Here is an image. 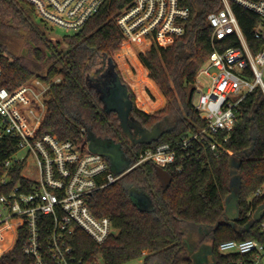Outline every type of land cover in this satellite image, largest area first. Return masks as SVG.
Returning <instances> with one entry per match:
<instances>
[{
    "label": "trees",
    "instance_id": "trees-1",
    "mask_svg": "<svg viewBox=\"0 0 264 264\" xmlns=\"http://www.w3.org/2000/svg\"><path fill=\"white\" fill-rule=\"evenodd\" d=\"M130 1L106 0L80 30L54 41L50 36L53 29L37 20L32 3L0 0V29L17 35L25 31L33 44L28 55L16 56L0 34V87L15 90L33 78L49 84L47 111L38 134L52 133L89 146L117 144L127 163L115 173H123L141 152L165 142L178 146L184 137L206 126L194 103L195 83L214 49L208 14L222 6L221 0H183L191 9L185 32L168 46L154 43L140 53V61L168 102L155 114H148L136 106L131 94L132 115L148 130L161 127L158 134L134 145L118 113L103 109L98 92L88 82L102 57L120 49L123 33L116 17ZM233 8L256 51L261 44L253 36L258 16L236 3ZM238 44V38L230 36L216 41L215 46L224 50ZM135 45L138 49L147 47ZM127 46L125 43L124 48ZM56 76L61 81H54ZM167 122L172 123L169 128L165 127ZM82 125L87 127L84 134ZM202 138L193 142L190 157L182 158L185 154L179 149L176 161L164 167L171 176L168 184L158 174L159 165L148 161L94 192L89 201L93 213L109 216L118 231L99 244L78 230L72 241L74 254L84 260L101 258L103 264H129L138 259L143 264H195L185 245L187 235L194 233L201 240L210 239L214 264L249 262L251 255L224 253L219 247L233 239L264 244V214L259 221L254 218L258 207L264 205L263 89L256 86L240 103L236 125L229 134L222 131ZM213 141L217 142L216 150L210 147ZM15 149L14 138L0 139V195L9 190L1 177L4 162ZM103 154L112 169V156ZM21 170L22 165L14 169L11 185ZM132 191L147 194L152 207L140 209ZM23 244L20 235L15 247L0 257V264L24 263Z\"/></svg>",
    "mask_w": 264,
    "mask_h": 264
},
{
    "label": "built area",
    "instance_id": "built-area-1",
    "mask_svg": "<svg viewBox=\"0 0 264 264\" xmlns=\"http://www.w3.org/2000/svg\"><path fill=\"white\" fill-rule=\"evenodd\" d=\"M28 1L44 25L78 31L106 0ZM221 2L219 9L208 14L214 49L199 69L195 83L194 103L206 126L184 137L178 146L165 142L141 152L123 173H115L104 154L88 150V143L61 139L52 133L38 134L47 108L49 84L33 78L15 90L0 87V139L16 140V149L5 160L1 177L9 190L0 195V241L4 233L10 235L11 250L23 235L26 261L20 264H103L98 257L78 258L72 245L78 230L99 244L118 231L109 216L93 213L89 205L92 194L148 161L162 167L174 163L179 149L185 154L182 158L190 157L193 142L204 139L201 135L213 137L222 131L229 134L236 125L240 103L256 86L264 91V0ZM234 3L258 16L253 36L261 44L256 51L245 36ZM190 16L191 9L183 0H131L116 21L124 41L150 48L154 43H173L185 32ZM230 36L238 38L239 44L224 50L215 46L216 41ZM81 131L84 134L87 128L82 125ZM210 147L216 150L217 142H211ZM21 151L25 155L19 157ZM32 160L35 167L28 173ZM19 165L22 170L11 185ZM261 229L264 231V222ZM219 249L252 256L249 262L238 264H264V244L257 240H227ZM138 262L143 264L142 259L129 264Z\"/></svg>",
    "mask_w": 264,
    "mask_h": 264
},
{
    "label": "rangeland",
    "instance_id": "rangeland-1",
    "mask_svg": "<svg viewBox=\"0 0 264 264\" xmlns=\"http://www.w3.org/2000/svg\"><path fill=\"white\" fill-rule=\"evenodd\" d=\"M74 32L75 31L73 30H66L60 27H55L53 29V32L50 33V36L51 38L55 37V39L53 40L56 41L61 40L64 35L72 34ZM0 34L2 35L3 40L7 43L13 55L26 56L29 54L30 46L33 44L30 42V40H28L27 33L25 31H21V34L17 35L0 29ZM125 43L128 44V42L123 40L120 45V49L115 51L112 56L106 57L112 58L113 63L116 65V69H118L121 73V76L123 78L122 80L129 87L131 94L134 95L136 106L148 114H155L167 104L168 99L164 95L156 81L150 77L149 70L142 64L139 58L140 53L146 52L151 47L138 49L135 44H128V46L124 48ZM170 44H166V46ZM144 46L145 45H143V47ZM54 81H61V77L56 76L54 78ZM46 97L48 100L50 97L49 92ZM140 99L142 103H140ZM195 101H198V96H196ZM46 111L47 108L45 110V113ZM44 116L45 114L42 115L43 119ZM171 125L172 123L167 122L165 127L169 128ZM160 129L161 127H157L154 130L153 134H147L146 137L150 139L151 137L158 134ZM99 144L96 145L95 143H92V146H89L88 150L93 151L96 150V148L99 149ZM104 145L114 151V155L112 157V170L119 171L127 163L125 157L121 153L119 146L112 143ZM103 149L105 148H102V150ZM23 155H25V151H21L18 153L19 157ZM34 167L35 163L32 160L27 172L29 173L30 170H32V168ZM230 197L233 199L235 198L234 194H232ZM228 204L231 205V202L228 201ZM3 237L4 240L0 241V251H4L0 253V256L6 253L10 247V235H6L4 233ZM185 245L188 248L189 254L195 264H214L211 241L209 238L201 240L199 234L190 233L185 238ZM140 263L141 262H138V264Z\"/></svg>",
    "mask_w": 264,
    "mask_h": 264
},
{
    "label": "flooded vegetation",
    "instance_id": "flooded-vegetation-1",
    "mask_svg": "<svg viewBox=\"0 0 264 264\" xmlns=\"http://www.w3.org/2000/svg\"><path fill=\"white\" fill-rule=\"evenodd\" d=\"M89 84L98 92L107 112H116L121 118V124L128 132L132 144L142 142L147 134H153L154 129L148 130L132 115L131 92L127 84L120 78L116 65L104 56L88 76ZM108 107H107V106ZM113 157L114 151L105 145H100Z\"/></svg>",
    "mask_w": 264,
    "mask_h": 264
},
{
    "label": "water",
    "instance_id": "water-1",
    "mask_svg": "<svg viewBox=\"0 0 264 264\" xmlns=\"http://www.w3.org/2000/svg\"><path fill=\"white\" fill-rule=\"evenodd\" d=\"M109 61L113 64V60L112 58H109ZM107 106V105H106ZM108 107V106H107ZM85 126V125H84ZM86 127V126H85ZM87 128V127H86ZM155 130V129H154ZM103 147H100L99 146V149L98 150H95L97 152H100V153H107L108 155H110L106 149H103ZM111 156V155H110ZM158 174L162 180V182L164 184H168L170 181H171V176L170 174L165 170L164 167L162 166H159L158 167ZM131 196L133 197L135 203L137 204V206L142 209V210H147L149 209L150 207H152L153 205V202H152V199L145 193L143 192H137V191H132L131 192ZM236 211V209L234 210ZM263 214H264V205H260L258 207V209L256 210L255 214H254V218L256 220H261L262 217H263Z\"/></svg>",
    "mask_w": 264,
    "mask_h": 264
},
{
    "label": "crops",
    "instance_id": "crops-1",
    "mask_svg": "<svg viewBox=\"0 0 264 264\" xmlns=\"http://www.w3.org/2000/svg\"><path fill=\"white\" fill-rule=\"evenodd\" d=\"M227 205L229 206V204H227ZM234 210H235V208H233V212H235Z\"/></svg>",
    "mask_w": 264,
    "mask_h": 264
}]
</instances>
